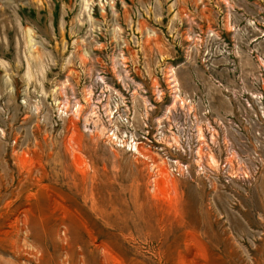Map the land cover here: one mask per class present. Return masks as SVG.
I'll return each instance as SVG.
<instances>
[{"label": "rangeland", "instance_id": "rangeland-1", "mask_svg": "<svg viewBox=\"0 0 264 264\" xmlns=\"http://www.w3.org/2000/svg\"><path fill=\"white\" fill-rule=\"evenodd\" d=\"M214 257L264 264V0H0V264Z\"/></svg>", "mask_w": 264, "mask_h": 264}, {"label": "built area", "instance_id": "built-area-1", "mask_svg": "<svg viewBox=\"0 0 264 264\" xmlns=\"http://www.w3.org/2000/svg\"><path fill=\"white\" fill-rule=\"evenodd\" d=\"M139 146L136 147V150H138ZM171 163H174V164H171L170 165V170L173 174L177 175V176H183L185 175L187 172H188V166H184V165H181L184 169H182L179 165V163H175L174 161H172Z\"/></svg>", "mask_w": 264, "mask_h": 264}, {"label": "bare ground", "instance_id": "bare-ground-1", "mask_svg": "<svg viewBox=\"0 0 264 264\" xmlns=\"http://www.w3.org/2000/svg\"><path fill=\"white\" fill-rule=\"evenodd\" d=\"M27 221H28V220H27ZM197 242H198V241H197ZM199 244H200V243H199ZM202 246H203V245H202ZM200 247H201V246H200ZM203 248H204V246H203ZM205 248H206V247H205ZM207 250H208V249H207ZM228 250H229V249H228ZM70 255H71V254H70ZM73 255H74V254L71 255V258H72ZM205 256H206V255H204V257H205ZM217 256H218V255H217ZM197 257H198V256H197ZM234 257H236V256H234ZM74 258H75V257H74ZM72 259H73V258H72ZM206 259H207V258H206ZM206 259H205V260H206ZM73 260H74V259H73ZM73 260H72V261H73ZM205 260H204V261H205ZM207 260H208V259H207ZM216 260H217V258L214 257V258H212L211 260L209 259L208 262H209V264H217V261H216ZM233 260H234V259H233ZM233 260H232V261H233ZM235 260H236V259H235ZM235 260H234L233 262H235ZM226 261H227V260H226ZM230 261H231V260H230ZM205 262H206V261H205ZM73 263H75V262H73ZM224 263H225V262H224ZM75 264H76V263H75ZM77 264H78V263H77ZM206 264H207V263H206ZM225 264H226V263H225ZM228 264H229V262H228Z\"/></svg>", "mask_w": 264, "mask_h": 264}]
</instances>
